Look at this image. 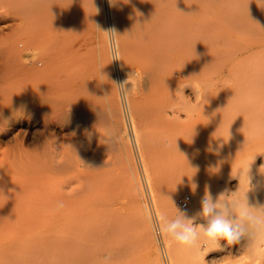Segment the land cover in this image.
I'll use <instances>...</instances> for the list:
<instances>
[{
    "label": "rangeland",
    "instance_id": "1",
    "mask_svg": "<svg viewBox=\"0 0 264 264\" xmlns=\"http://www.w3.org/2000/svg\"><path fill=\"white\" fill-rule=\"evenodd\" d=\"M47 1H49V3ZM51 1L53 2V0H43V3L40 0L38 1L43 5L44 3H48L49 5L47 8V4L45 6H43L42 4L41 5L45 8V11H50L53 13V24L51 23L52 20H50L52 18V14L50 12H48L49 14L47 12H43L44 15H41V24L43 20L46 21H44V24H42L41 26L42 33L45 32V34H42L43 43L40 42L35 44L33 42H29L30 40L28 41V32L32 29L27 28L34 27L32 25L34 23L33 20H28V24L26 22L22 23L25 25H29L28 27H26L25 25H22L23 27L21 28L20 26H17L19 28L16 29H20L18 34V30H15L16 24L18 25V23L20 22L17 12H8L9 8L7 10L6 7L1 6L0 31L2 32H0V39L8 37V35L12 32H17L16 34H18L19 38L21 37L22 41L24 42L20 43L21 46L19 45L20 48L22 47L21 50H24L27 45H30L29 43H31V45L33 44V48L38 50L39 54L30 46L31 48L27 47L25 51H21L22 56L24 55L26 57H22L23 60L25 59L22 62L26 61L25 63H23V65L29 64L30 66H28L29 70L26 69L27 67L25 68L26 65L24 66V70H27L26 72L35 73L39 71L38 73H40L43 67L44 70L45 67L50 64L51 60L48 61L47 59L49 58L54 60L55 58V63L53 62V64L51 61L52 64L49 65V69L47 67V71L49 72V74L46 71L44 72L45 74L41 72V75L38 76L39 78L33 84L34 87L35 85H37L36 87L39 88L38 90L41 89L45 91L46 88V91H48L49 93L52 92V97H55L57 94V96L55 97L56 99H64L63 101L62 99H57L65 103L63 107L64 113L63 117L61 118V125L59 123V125L52 127L53 130L51 129V131L53 133L55 132V136L52 134V132H50V134L52 135V138L53 136L56 137L57 141L59 138V143L61 141L64 145V148H69L72 142L82 141L81 143L82 145H84L83 149L86 151L87 156L91 161V165L93 166L90 172L94 174L95 171V173L98 175L96 177L94 176L95 174H91L90 177L92 179L93 176L94 180L92 179V183L88 181L89 183H91L90 185L92 188V194L90 193L91 195L88 198V201H90V203H88L89 205H87L86 210L79 213L78 215L61 214L63 217H61L60 214L57 215L53 213V211L47 212V210H45V213L41 212L39 214V211H36L37 208H33V204L36 205V203L33 201V199L36 198L35 195L24 197L22 199V202L15 197L12 198L8 191L15 189L18 186L19 182L17 178H14L13 176L11 177V180L10 178L9 180L7 178L8 181H5L0 190V205H5V209L0 212V264H153V262H155V264H254L252 262V258L254 257L250 255L248 248V245L250 244L248 241H250V239L247 240L246 237L242 238L238 244L229 247L226 246L227 242L221 239L219 243L221 244L223 250H210L209 248H202V254H192L189 251L183 250L167 235H162L158 232H155L154 226L156 225V223L158 224L162 221L163 216H167L169 219L174 218L177 215L176 208L179 211L185 213L188 210L192 209L195 206L194 204L198 200L197 193L200 191L203 192V196L205 195L206 191H210L214 198H218L221 193L231 195V193L235 192V198H239L241 202H243L244 195L247 192L246 196L250 206L264 205V165L262 161L264 158L263 5L261 6L259 4V7L257 5L259 3L258 1L257 3L251 2L250 6L245 5L246 9L243 8L245 7L243 6L242 8L240 7L242 10L239 7H235V10L234 6L231 5L230 0H211V3L204 7L197 6L195 11H198L197 13H199V15H196V12L195 14L193 13V7H189L190 5H188L187 3V1L189 0H186V2L182 0V4L181 0H176V4L178 7L176 6V4L172 5V3H170L173 1L175 3V0H170L169 4L173 7L169 6V8L165 9L167 10L165 12L167 14V20L165 19L167 22L161 20L160 24L164 23L162 25V29H167L166 33L167 31L169 33V35L168 33L166 35V33L164 32L166 35V41L163 40L165 42L162 43L164 45L166 43L165 46L169 47L171 50L169 52L168 48V50L166 51L165 47V53L163 57L165 55L166 57L171 56L167 59H171L172 62L170 61L169 63L172 64L170 67L167 66L170 64H164L163 68L165 67L164 69H166V67H169L170 69L167 68L166 71L168 70V73L171 72L169 74H176L175 79H172L174 78L173 75L172 77L168 76L169 74L167 72H164V70L162 69V74L161 71H159V75L158 70L160 69H155L152 62V64L150 63V65L151 67L153 66L154 72L156 73L154 74L152 68L149 67L150 65L148 63L150 62V59L145 58L148 57V54L143 53V51L145 50V48H150L152 46L151 42H154V38L151 34L152 28H148L149 25L147 24L148 22H145L146 20L142 21L144 20L141 18L142 16L138 17L140 16V11L138 10L137 6L134 5L135 3L132 0L131 3H125L123 0V5L121 7L122 9L120 10L121 22H118L117 17L119 16V14H116L115 8L110 5L109 0H81L82 3L85 2L84 6H82V3H78L80 0H77L76 2L78 3V5L82 4L79 5V8L81 7L82 10H79L77 5L76 6L78 10L74 9V12L77 11L78 13L73 14V19L77 20L78 18V20L76 21L78 23L74 24L73 30L76 31H74L71 38L78 41L76 42L73 41V39H70V43L73 41L72 43L76 44L77 46L73 44L71 46V44L68 45L65 43V45L76 47L73 48V51H70L71 48L69 47L65 49L73 52L74 54H76L78 51H81L83 54L80 52L79 54H81V56L77 54L76 57V55L72 53L70 54L68 51L70 55L67 54L68 57H66L65 60H60L62 63L60 61H56V59L59 58V54L57 53L61 52V50L59 49H63V47L66 46L62 45L63 43L59 44L57 43V41H55L58 34L57 30L55 31L57 34L53 32V35L51 32V29H58L57 22H54L57 20V17L56 19L54 18V16H57V5L54 4L56 0L53 2V4H51ZM177 2H180V4ZM185 3L187 5H185ZM252 3L253 5H255L254 7L258 6V9H262L257 10V8H253ZM54 5L56 6L54 7ZM50 6L52 7L49 8ZM85 6H88L89 9H85ZM247 6L250 7V9L247 8ZM48 8L50 10H46ZM96 9L99 10V13L96 11ZM244 9L247 11H245ZM113 11H115V14L113 13ZM240 11L243 13H241ZM7 13L13 14H11L10 16ZM5 14L6 17H4ZM45 15L49 17V23L47 22L48 18L45 17ZM76 15L78 17H76ZM85 16L88 17L85 18ZM135 16L137 17V21L135 20ZM9 18L10 21L8 20ZM207 18H210L211 21H209ZM13 21H17L16 24H14ZM131 22L135 23L133 24ZM143 22L147 24L149 35L151 36L150 38L148 37L149 35L146 36L148 32L144 33L147 28L143 24ZM4 23H6V25ZM46 23L48 24L46 25ZM77 24L79 25L76 26ZM160 24L159 27L161 26ZM166 24L168 25L167 27ZM54 25L57 28H54ZM142 25L145 27H141ZM10 26H13V28H11ZM51 26L53 28H51ZM97 26L101 30H109L113 27L115 29L117 28V33H119L118 35H120V37H118V41L120 43L119 50L121 55L119 60H112L109 52V44H104V42L108 43L107 35L105 33H103V35L102 32L98 30ZM47 28L51 29L45 30ZM142 28H144V30ZM94 29L96 31H94ZM140 30L141 32L143 31V33H141ZM124 33H126L127 35ZM142 35L145 36L144 39ZM47 36H49L48 38L53 40L56 47L54 43H51L50 40L47 39ZM82 36H84V38ZM74 37H78V39ZM134 37H138L139 40L137 38L136 40H134ZM162 37L164 39V34ZM24 39L29 42L28 43L26 41L27 45ZM159 39L160 37L157 40ZM82 40L83 42H81ZM46 41L47 43H51V45L54 47L53 50L51 48L52 46L50 45L49 48V45L47 43L46 44L48 48L43 47L46 45ZM162 43L160 42L158 44H161L162 46ZM79 44L81 45V47ZM126 44L127 46H129L128 48ZM78 46L81 49L78 48ZM161 46L160 48H158V54L160 56L163 54H160L161 50L163 49V47ZM57 47H59V49ZM77 48V51L74 50ZM27 49H30V52H28ZM46 49L47 51H50L51 49V51H53L52 54L50 53L51 51L47 52ZM54 50L56 51L55 53L57 54V56L54 53ZM141 50L143 51L141 52ZM34 52H36L37 55H47L48 57L45 56L46 58H44L38 56L39 59L37 60V57H35L37 55H35ZM62 53L63 51L61 52V54ZM123 53L126 55H124ZM139 53L141 56L139 55ZM105 56L107 58H105ZM73 57L76 59H74ZM40 58H43L44 61L43 59L42 61H39ZM72 58L74 60H72ZM32 59H35L33 61L36 67H31L33 65ZM83 59L86 65L82 64L83 61L81 63L80 60ZM138 60L140 62H138ZM141 60H144L143 62L145 63L141 62ZM178 60L180 61L178 62L179 65L177 64ZM182 60H184L182 62L183 66L180 64ZM45 61H47V64H45ZM41 62H44L43 64L45 65H43ZM167 62L168 60L166 61L165 59L164 63ZM200 62H202V64H208V68L206 67V65L205 67L207 69L204 68L203 64V69H201V66L199 65ZM76 63L78 65L80 64L79 70L86 71L82 72L83 76H85L84 73L87 72L89 76L93 73L92 76H98L96 78L100 79V82L98 79L95 80V76H90V78L87 74L86 76L88 78H86L85 76V79H83V77H76V79H74V76H78V74L81 73V71L79 72L77 68H74L77 71L73 69L74 64ZM37 64H39V66ZM61 64L62 66H60ZM52 65H54V67ZM78 65H76V67H78ZM51 66L53 68L52 70L50 68ZM65 66H70L72 70L70 69V71L68 67L67 69L70 72L74 71L77 74H74L73 76L74 72H72V75H70L69 77V75L67 74L69 71H66L67 69H65ZM84 66H86V68ZM132 66L135 68H133ZM83 67L85 69H83ZM61 68H64L65 74L63 76L58 73V75H60V77H58V75H56V72L63 71V69ZM91 70L92 72L90 73ZM127 71H129L130 73H127ZM52 72H55V77L52 75ZM148 73H150L151 76ZM50 74L53 76V78H48ZM128 74L129 76H127ZM156 74H158L159 76ZM145 75L149 76L150 78L146 76V79ZM62 76L65 77L64 81L67 80L66 82L61 80ZM71 76H73V80L71 79ZM157 76L158 78H160V81L165 77V81L166 79L168 80V82L166 81L167 83H171V80L172 82L177 80L178 81L174 82L175 84L171 83L170 86H168V84L165 83L164 79V83H162V81L160 82L159 80L158 83ZM160 76L163 77L161 78ZM176 77L178 78L176 79ZM43 78L45 79L44 81H48V84H45L44 81H42ZM58 78L61 79L59 80ZM78 79H81L82 81L85 80L84 82H86L87 84L83 83L82 81H76ZM138 79L139 81H136ZM40 80L44 84L40 82ZM90 80L91 82H89ZM92 80L94 83H92ZM49 81L51 82V85L49 84ZM68 81H71V84L67 83ZM72 81H74L77 86H74ZM125 81L128 82L126 84V87L130 89L129 95L131 97L128 96L126 99H123L119 93L117 85L124 83ZM153 81L159 84L158 89H156L157 84L155 85V82ZM53 82H55L56 85L59 84L61 87L59 85L54 86L55 83L53 85ZM136 82H138V84ZM97 83L99 86H97ZM63 84L65 85V89ZM79 84H83V87L80 88L81 86ZM84 84L88 86L90 92H88V89L83 91L86 88L84 87ZM152 84H154L155 86ZM38 85H42V87ZM43 85L45 86L43 87ZM47 85H49V88H51L49 89ZM67 85L70 87L72 86V89H69ZM161 85L165 86V89ZM166 85L168 86V90L166 89ZM159 86L162 87V89H160ZM18 87H11L12 89H10L11 91L13 89L14 91H18ZM32 87H23L21 90L20 86L18 94L16 93V91L15 93H13L14 91H12V98L9 95L7 96L8 100L10 98L9 101L3 99V101L7 102L3 103L2 101V104L4 105L1 104V107L4 112H1L5 113L7 115V118L9 117L8 115L13 118V120L11 117V119H7L3 114V117L6 121H8V124H14L16 120L15 117H22L23 111H25L26 109V106H24V109H22L23 105L26 104L23 99L25 96L23 98H20L19 96L20 99L18 98V100L20 101H18L17 99L14 100V98L18 97L19 94L24 95L25 92H27L26 94H28L31 89H35L34 87ZM74 87H77L80 90L83 89L81 90L82 94H80L79 92L80 95L85 96V92H87L86 94H90L88 95L89 97L94 96L95 98L93 97V99H89L86 95V103L84 102L85 104L82 105L83 103L81 102L84 101V99H82L84 97L82 96L81 98H79L77 94L78 89ZM98 87H100L101 92ZM37 88L35 90H37ZM54 88H56L58 91ZM60 88H63V90H66L67 88V90L69 89L68 91H72H70V94L67 93L68 91L61 92ZM93 88L95 89V91L93 90ZM155 89L161 91H156ZM55 90L56 92H54ZM162 90L168 91L167 95L163 91L166 96L163 94ZM82 91L84 92V94ZM106 92L109 94L113 92L114 94L112 93L109 96ZM65 93L69 94L67 95L69 99L65 97ZM97 95L98 99L96 98ZM160 95H164L162 96V99ZM165 98H168L173 102L168 101L167 99L165 100ZM72 99H74L73 101L78 100L76 106H74L73 101H70ZM21 101H23L24 103ZM90 101L92 102L90 103ZM10 102H13V104ZM18 102H20L21 104H16ZM87 102L89 104H87ZM95 102L98 103V106H96L97 103L95 105ZM161 102L168 107L162 105ZM10 104L13 107H10L9 109L8 107L11 106ZM17 105H22V107L19 106L18 108ZM77 105H81L83 108L86 105V109L84 110H87V112H89L91 109L93 110L94 106H96V108L94 107L93 113L90 111L91 113L89 115L84 110H82L83 112L79 111V106ZM87 105H90V109H87L89 108ZM154 105L156 106L154 107ZM158 105L159 107H157ZM20 107L22 109V112L20 111ZM82 107L81 109H83ZM5 108H8V112H6ZM73 108L76 110H74ZM162 108L164 111H162ZM86 114H88L89 116ZM165 115L167 118L164 117ZM136 123H138V125ZM25 130L26 127L24 122L23 124L18 123L15 125L16 134H24ZM4 147H7V145H5ZM252 154L258 155L257 164H254L250 161V157ZM0 156H2L1 150ZM227 160H230L232 166L237 168L235 169V172L237 174L233 176L232 180H230L231 189L229 191L222 190L216 192L214 184L216 172L214 168L216 166L224 165L222 163ZM97 164L99 167L97 166ZM247 173L250 177V189ZM12 178L14 180H12ZM63 178V176H57V178L53 180L52 186H49L48 183V187H43L42 191L46 193L47 191L53 190L54 187H57V183L59 184L61 182L60 179ZM193 185H195V188ZM171 191L175 192L173 195V206L168 209H163L164 196H166ZM185 194H190L192 200L187 207H182L179 203V198ZM139 195H141L140 197H142L144 202L141 203L143 204V208H145V216L143 218H145V223H148L149 229L152 234V252L156 255L155 260L151 259V262L149 261L150 258H148L150 254L149 249L147 248L144 238L142 237L143 235L140 229V223H138L139 221L137 222L140 214H142L138 211L137 208L138 203L136 198ZM6 204L8 209H6ZM33 209L37 213L34 212ZM57 216L60 217V220H62L61 218H63L64 220L60 221L59 217ZM85 220L87 223L84 222ZM195 223L204 224L206 223V220L203 217H197ZM100 225H103L102 227L103 229L105 228V231L111 229L109 231L111 232L113 229L112 232L115 231V233H118L119 230L121 232L119 231V234H117L118 236H115L114 234L112 235L111 232V234L108 235L110 237H106L105 239H103L102 229L99 228ZM116 226L119 229L116 228ZM93 227L94 231L92 230ZM93 232L95 234H93ZM259 243L261 244V248L263 247L262 249H264V242ZM108 248H111L112 251L110 250L109 252ZM262 252H264V250H262ZM99 254L101 258H99ZM262 264H264V253Z\"/></svg>",
    "mask_w": 264,
    "mask_h": 264
},
{
    "label": "bare ground",
    "instance_id": "2",
    "mask_svg": "<svg viewBox=\"0 0 264 264\" xmlns=\"http://www.w3.org/2000/svg\"><path fill=\"white\" fill-rule=\"evenodd\" d=\"M39 0H0V6L1 7H6L7 8V10H8V8H9V11L8 12H10V11H15V13L17 12V14H18V19H19V23H18V25L16 24V22L15 21H13L14 22V24H16V27H15V30H18V34H19V30L20 29H16V28H19V27H17V26H20V28L21 27H23L22 25H25V24H22V23H24V22H26L27 24H28V20H33V28H27V29H32V30H30L29 32H28V41L29 42H33V43H35V44H37V43H43V41H42V34H45V32L44 33H42V24H44V21L45 20H43V22H42V24H41V20L42 19H40V18H42L41 17V15L43 14V12H47V11H45L44 9V7L43 6H45L46 4V8L48 7V3H49V1H47L48 3H44V5L42 4L43 3V0H40L41 2L39 3L38 2ZM55 0H53V2H54ZM56 1H57V3H56ZM55 1V3L54 4H56V5H54V7L56 6L57 7V12H56V14H57V16H54V18L56 19V17H57V20L56 21H54V22H57V27H58V29H59V32H58V29H51V28H53L52 26H51V28H47V29H45V30H50L51 29V32H52V34H53V32H55L56 30H57V38H56V40L55 41H57V43H59V44H61V43H63L62 45H65V43L66 44H68V45H70L71 44V46H72V42L73 41H76V40H74L73 38H71V36L73 35V33H74V31H76V30H73V28H74V24H76V23H78V22H76L77 20H78V18H77V20L76 19H73V14H76V13H78L77 11L76 12H74V9H77V6H78V9L79 10H82L81 9V7L79 8V5H82V6H84V3H82L81 2V0L78 2V3H82V4H79L78 5V3L76 2L77 0H56ZM83 1H85V0H83ZM135 4L134 5H136L137 6V8H138V10L140 11V16H138V17H141L142 19H144V20H142V21H145V22H148L147 24L149 25L148 26V28H152V32H151V34H152V37L154 38V42H151V44H152V46L150 47V48H148V49H146L145 48V52L143 51V50H141V52L143 51V53H146V54H148V57H145V58H149L150 59V62L148 63L149 65H150V63L152 62L154 65V67H155V69H160V70H158V74H159V71H161V69L162 70H164V72H167L168 73V70L166 71V69L167 68H169L170 66H171V64L169 63L170 61H171V59L169 60V59H167V58H169V57H171V56H168V57H166V55L163 57V55H164V50H165V47H166V51L168 50V48L169 47H167V46H165L166 45V43H165V45L162 43V42H165L166 41V39H165V36L167 35V33H168V31H167V33H166V30H163L162 29V25L164 24H160V21L162 20V21H166L167 20V17H166V11L167 10H165L166 8H169V6H171L170 4H169V2H170V0H132ZM178 1V0H177ZM184 2H186V0H183ZM182 0H181V4H182V2H183ZM231 1V5L232 6H234V9L236 10V8H242L243 6H245V5H249L250 6V4H251V2H255V3H257V1L258 0H256V1H250V0H230ZM52 2V1H51ZM53 2L51 3V4H53ZM75 2H76V4H75ZM88 2V1H87ZM86 2V3H87ZM170 3H172V5L174 4H176V0H175V3H174V1L173 2H170ZM177 3H179L180 4V2H177ZM187 3H188V5H190L189 7H193V13L195 14V9H196V7L198 6H206V5H208V4H210L211 3V0H189V1H187ZM254 3V4H255ZM43 6H42V5ZM221 4H223V3H221ZM77 5V6H76ZM122 5H123V0H115L114 1V8H115V11H116V14H119V16L117 17V20H118V22H121V18H120V10L122 9L121 7H122ZM185 5H187L186 3H185ZM252 5H253V3H252ZM259 7H260V5H259V3L257 4ZM256 5V6H257ZM168 6V7H167ZM176 6H177V4H176ZM255 5H253V8H257V10H260V9H262L263 7H264V5L262 6V8H260V9H258V6L257 7H254ZM52 6H50L49 8H51ZM53 7V8H54ZM74 7H76V8H74ZM92 7V6H91ZM171 7H173V6H171ZM170 7V8H171ZM178 7V6H177ZM187 7V6H186ZM236 7V8H235ZM6 8H4V9H6ZM46 9V10H50V9ZM86 8H88L89 9V7L87 6H85V9ZM240 8V9H241ZM243 8H245L246 9V6L245 7H243ZM247 8H249L250 9V7H248L247 6ZM1 9V8H0ZM55 9V8H54ZM77 9V10H78ZM198 9V8H197ZM240 9H238V10H240ZM244 9V10H245ZM264 9V8H263ZM3 10V9H2ZM56 10V9H55ZM113 10V9H112ZM237 10V11H238ZM242 10V9H241ZM243 10V11H244ZM256 10V9H255ZM254 10V11H255ZM92 11V10H91ZM115 11H113V13L115 12ZM126 11V10H125ZM245 11H247V10H245ZM244 11V12H245ZM7 12V11H6ZM48 12H50V11H48ZM47 12V13H48ZM80 12V11H79ZM89 12V11H88ZM101 12V11H100ZM112 12V11H111ZM198 12V11H197ZM196 12V15L198 14L199 15V13H197ZM241 12V11H240ZM1 13H2V11H1ZM5 13V12H4ZM51 14H52V18L50 19V20H52L51 21V23L53 22V13L52 12H50ZM81 13V12H80ZM83 13V12H82ZM98 13H99V11H98ZM241 13H243V12H241ZM7 14H9V13H7ZM11 14H13V13H11ZM11 14H9L10 16H11ZM49 14V13H48ZM47 14V15H48ZM50 14V15H51ZM115 14V13H114ZM201 14V13H200ZM233 14V13H232ZM256 14H258V13H256ZM261 14V13H260ZM44 15V14H43ZM42 15V16H43ZM47 15H45V17H47ZM49 15V16H50ZM202 15V14H201ZM4 16V15H3ZM17 16V15H16ZM97 16V15H96ZM203 16H204V14H203ZM4 17H6V14H5V16ZM76 17H78L77 15H76ZM86 17H88V16H85V18ZM91 17V16H90ZM136 17V16H135ZM232 17V16H231ZM236 17H239V16H236ZM244 17V16H243ZM242 17V18H243ZM47 18H48V20H47ZM46 18V20H47V22L49 23L50 21H49V17H47ZM168 18H169V15H168ZM241 18V17H240ZM54 19V20H55ZM113 19V18H112ZM164 19V20H163ZM166 19V20H165ZM208 19V18H207ZM239 19V18H238ZM9 21H10V18L8 19ZM7 20V21H8ZM84 20V19H83ZM87 20V19H86ZM136 21H137V17H136V19H135ZM209 21H211L210 20V18L208 19ZM4 21V20H3ZM128 21V20H127ZM141 21V20H140ZM141 21V22H142ZM235 21V20H234ZM6 22V21H5ZM46 22V21H45ZM97 22V21H96ZM116 22V21H115ZM145 22H143V24L146 26V28H147V24H145ZM167 22V21H166ZM48 23H46V25L48 24ZM82 23V22H81ZM131 23H135V22H131ZM5 25H6V23H4ZM4 24H3V26H4ZM8 24V23H7ZM13 24V25H14ZM19 24H21V25H19ZM29 24H30V22H29ZM53 24V23H52ZM95 24V23H94ZM120 24V23H119ZM159 24L161 25L160 27H159ZM2 25V24H1ZM32 25H30V26H32ZM45 25V26H46ZM79 24H77L76 26H78ZM132 25V24H131ZM9 26V25H8ZM26 27H28L29 25H25ZM25 26H24V28H25ZM49 26V25H48ZM91 26H92V24H91ZM94 26V25H93ZM145 26H141V27H145ZM165 26V25H164ZM163 26V27H164ZM168 25L166 24V27H167ZM2 27V26H1ZM11 27V26H10ZM44 27V26H43ZM55 25H54V28H57ZM122 27V26H121ZM5 28H6V26H5ZM9 28V27H8ZM11 28H13V26L11 27ZM45 28V27H44ZM94 28V27H93ZM146 28H145V30H146ZM147 28V30L146 31H144V33L145 32H148V34H146V36H148L149 35V29ZM10 29V28H9ZM87 29V28H86ZM117 29V28H116ZM143 30H144V28H142ZM169 29V28H168ZM2 30H3V28H2ZM8 30V29H7ZM14 30V29H13ZM53 30V31H52ZM82 30V29H81ZM133 30V29H132ZM5 31V30H4ZM23 31V30H22ZM25 31V30H24ZM32 31V32H31ZM44 31V30H43ZM89 31V30H88ZM87 31V32H88ZM94 31H96L95 29H94ZM171 31H173V30H171ZM0 32H2V31H0ZM11 32H12V30H11ZM31 32V33H30ZM78 32V31H77ZM76 32V33H77ZM85 32H86V30H85ZM84 32V33H85ZM140 32H141V30H140ZM166 33V35H165V33ZM4 33V32H3ZM10 33V32H9ZM13 33V34H12ZM12 33H10L9 35L8 34H6V35H8V37H4V38H2V39H0V150H1V153H2V156H0V170H1V172H0V190H1V187H2V185L5 183V181H8L9 180V178H10V180H11V177L13 176L14 178H17V180H18V182H19V184H18V186L15 188V189H13V190H9L8 192H9V194L11 195V197L13 198V197H15L16 199H18V200H20L21 202L23 201L22 199L24 198V197H28L29 195H35L36 196V198L35 199H33V201L36 203V205L35 204H33V208L34 207H36L37 209H36V211L40 214L41 212H43V213H45L46 211L45 210H47V212L48 211H53V213H55V214H74V215H78L79 213H81V212H84L85 210H86V207H87V205H89L88 203H90V201H88V198L90 197V195L92 194L91 193V190H92V188H91V181H92V179L94 180V178H93V176H92V179H91V174L92 175H94V176H96L97 177V175L98 174H96L95 173V171H94V174L92 173V172H90L91 171V169L93 168V166L91 165V161H90V159H89V157L87 156V153H86V151L83 149L84 147V145H82V141H80V142H72L71 144H70V146H69V148H64L63 146V143L60 141V143H59V138H58V141H57V138L56 137H54L55 135V132L53 133L52 131H51V129H52V127L53 126H56V125H59V123H60V125H61V118L63 117V113H64V111H63V107H64V105H65V103H63L62 101L64 100L63 98H61L62 99V101H59V100H61V99H59V98H57V99H59V100H57L55 97L57 96V94H56V96L55 97H52V95L51 94H53L52 92L51 93H49L48 91H46V88H45V91L44 90H38L39 88H37L36 86L37 85H35V87H34V83L37 81V79L39 78L38 76H40L41 75V72L42 73H44L45 71L46 72H48L47 71V67H48V69H49V65L50 64H52L53 62L55 63V58H54V60H52V59H47L48 61H52V63H51V61H50V64H48V66L47 67H45V69L43 70V68H42V71H40V73H38L39 71H37V72H26L27 70H29L28 69V66H29V64L28 65H23V63H25V62H22V61H24L23 59H22V57L24 56H22V53H21V51H25L26 50V48L27 47H34V45L32 44L31 45V43H29L27 40H25V43H26V41L30 44V45H27V43H26V45H27V47H25V49H24V47H23V49L24 50H21L22 49V47L20 48L19 47V45H20V43L21 42H23L22 41V39H21V37L19 38V35L18 34H16L17 32H12ZM15 33V34H14ZM30 33V34H29ZM46 33H47V31H46ZM79 33V32H78ZM91 33V32H90ZM121 33V32H120ZM141 33H143V31L141 32ZM55 34V35H56ZM103 34V33H102ZM119 34V33H118ZM124 34H126V33H124ZM123 34V35H124ZM163 34H164V39H163ZM18 35V36H17ZM22 35V34H21ZM26 35V34H25ZM49 35V34H48ZM54 35V34H53ZM77 35V34H76ZM79 35V34H78ZM81 35V34H80ZM84 35V34H83ZM104 35V34H103ZM127 35V34H126ZM135 35V34H134ZM139 35V34H138ZM162 35V36H161ZM168 35H169V33H168ZM2 36V35H1ZM4 36H5V34H4ZM27 36V35H26ZM46 36V35H45ZM143 36V35H142ZM142 36H141V38H142ZM49 36H47V39H49L50 40V42L51 43H54L53 42V40H51L50 38H48ZM55 37V36H54ZM83 38H84V36H82ZM144 37L145 36H143V39H144ZM149 38L151 37L150 35L148 36ZM160 37V39H161V41H160V39L159 40H157L158 38ZM27 38V37H26ZM46 38V37H45ZM74 38H77L78 39V37H74ZM101 38V37H100ZM135 38V37H134ZM137 39H138V37H136ZM136 38L134 39V40H136ZM140 38V39H141ZM167 38V37H166ZM70 39L72 40L73 39V41L70 43ZM86 39V38H85ZM96 39V38H95ZM121 39V38H120ZM147 39V38H146ZM79 40H81V39H79ZM91 40V39H90ZM101 40V39H100ZM126 40V39H125ZM139 40V39H138ZM151 40H152V38H151ZM150 40V41H151ZM163 40H165V41H163ZM45 41V40H44ZM78 41V40H77ZM76 41V42H77ZM105 41V40H104ZM132 41V40H131ZM141 41V40H140ZM168 41V40H167ZM49 42V41H48ZM47 43V41L45 42V44L47 43L48 45H49V48H50V45H51V43ZM76 42H74V43H76ZM81 42H83V40L81 41ZM89 42V41H88ZM101 42V41H100ZM162 43L163 45H164V47H163V45L161 46V44L159 45L158 43ZM24 43V42H23ZM22 43V44H23ZM84 43H86V42H84ZM123 43V42H122ZM126 43V42H125ZM44 44V45H45ZM47 44L45 45V46H43V47H46V48H48V46H47ZM58 44V45H59ZM81 44V43H80ZM79 44V45H80ZM104 44H108V43H105L104 42ZM120 44V43H119ZM132 44V43H131ZM135 44V43H134ZM147 44H148V42H147ZM158 44V45H157ZM170 44V43H169ZM26 45H24V46H26ZM54 45H55V43H54ZM61 45V46H62ZM68 45H65L66 47H63V49H59V47H61V46H59V47H57L59 50H61V52L63 51V53L61 54V52L60 53H57V54H59L58 55V57L59 58H57L56 59V61H60V60H62L63 61V59L65 60L66 59V57H68L67 56V54L68 55H70L71 53L72 54H74L73 52H70V51H73V48H76V47H71V46H68ZM73 45H76V44H73ZM92 45V44H91ZM129 45V44H128ZM21 46V45H20ZM52 46V45H51ZM77 46V45H76ZM88 46V45H87ZM126 46H127V44H126ZM134 46V45H133ZM159 46V47H158ZM160 46L161 47H163V52H162V50H161V52H160V54H162L161 56L158 54L159 53V49L158 48H160ZM30 47V48H31ZM55 47H56V45H55ZM67 47H69V48H71L70 49V51L69 50H67V49H65V48H67ZM80 47H81V45H80ZM79 46H78V48H80ZM120 47V46H119ZM123 47H125V46H123ZM129 46H127V48H128ZM131 47V46H130ZM142 47V46H141ZM173 47V46H172ZM52 48V50L54 49V47L52 46L51 47ZM78 48L77 49H74V50H78ZM94 48V47H93ZM126 48V49H127ZM144 48V47H143ZM174 48H175V46H174ZM33 49H35V48H33ZM32 49V50H33ZM56 49V48H55ZM57 49V50H58ZM81 49V48H80ZM91 49V48H90ZM179 49H180V47H179ZM28 50V49H27ZM36 50V49H35ZM49 50V49H48ZM89 50V49H88ZM132 50H134V49H132ZM170 48H169V52H170ZM46 51H47V49H46ZM50 51H51V49H50ZM50 51H47V52H50ZM68 51H69V53H68ZM87 51V50H86ZM85 51V52H86ZM123 51V50H122ZM131 51V50H130ZM158 51V52H157ZM173 51V50H172ZM27 52V51H26ZM28 52H30V49L28 50ZM33 52V51H32ZM36 52L39 54V52H38V50H36ZM36 52H34L35 53V55H37V53ZM52 52L53 51H51L50 53L52 54ZM56 51L54 50V53H55ZM81 51H78L76 54H74V55H76V57H77V54H79ZM140 52V53H141ZM178 52V51H177ZM33 53V54H34ZM41 53V52H40ZM49 53V54H50ZM82 53V52H81ZM134 53V52H133ZM137 53V52H136ZM135 53V54H136ZM140 53H139V55H140ZM142 53V54H143ZM182 53V52H181ZM28 54V53H27ZM30 54H32V53H30ZM56 54V53H55ZM54 54V55H55ZM57 54H56V56H57ZM60 54H61V56H60ZM83 54V53H82ZM124 54V53H123ZM134 54V55H135ZM145 54V55H146ZM169 54V53H168ZM171 54H172V52H171ZM73 55V56H74ZM80 56H81V54H79ZM124 55H126V54H124ZM127 55H128V52H127ZM144 55V54H143ZM174 55V54H173ZM28 56V55H27ZM32 56H34V55H32ZM38 56L40 57L41 55H37V56H35V57H37V60L39 59L38 58ZM45 56H47V55H45ZM45 56H41V57H44V58H46ZM72 56V55H71ZM70 56V57H71ZM79 56V57H80ZM83 56V55H82ZM121 56V55H120ZM123 56V55H122ZM141 56V55H140ZM48 57V56H47ZM61 57V58H60ZM24 58H26L25 56H24ZM33 58V57H32ZM74 58V57H73ZM72 58V60H74V59H76V58H74L73 59ZM105 58H107L106 56H105ZM123 58V57H122ZM121 58V59H122ZM177 58V57H176ZM43 59V58H42ZM42 59L40 58V60L39 61H42ZM140 59V58H139ZM143 59H144V56H143ZM149 59H146V60H149ZM165 59H166V61L168 60V62L167 63H164L165 62ZM178 59H180V58H178ZM33 60H35V59H32V61ZM46 60V59H45ZM69 60H70V58H69ZM109 60V59H108ZM119 60V59H118ZM123 60V59H122ZM145 60V61H146ZM43 61H44V59H43ZM81 61V63H82V61H83V63L82 64H84V65H86V63H84V59L83 60H80ZM86 61V60H85ZM104 61H105V59H104ZM112 61V60H111ZM110 61V62H111ZM125 61H126V59H125ZM144 60H141V62H143ZM184 60H182L181 61V65L183 66V64H182V62H183ZM186 61V60H185ZM198 61V60H197ZM196 61V62H197ZM61 62V61H60ZM67 62H68V58H67ZM71 62V61H70ZM89 62V61H88ZM135 62V61H134ZM133 62V63H134ZM138 62H140L139 60H138ZM172 62V61H171ZM178 62H180L179 60L177 61V64L179 65V63ZM42 64L44 63V62H41ZM49 63V62H48ZM53 63V64H54ZM62 63V62H61ZM124 63V62H123ZM126 63V62H125ZM136 63H137V61H136ZM135 63V64H136ZM143 63H145V62H143ZM147 63V62H146ZM151 63V64H152ZM175 63H176V61H175ZM41 64V65H42ZM45 64H47V61H45ZM45 64H43V65H45ZM68 64V63H67ZM81 64V65H82ZM127 64V63H126ZM132 64V63H131ZM134 64V65H135ZM167 65V64H170V65H167V66H169V67H166V69H164L163 68V65ZM184 64H185V62H184ZM202 64V62H200L199 63V65L201 66H199L201 69H203V67L204 68H208V64L206 65V63H203L204 64V66H203V64ZM38 66H39V64H37ZM66 65V64H65ZM76 65H78L77 63L76 64H74V67H73V69L74 68H77V70L80 72L81 71V73L80 74H82V75H80V74H78V76L76 75V76H74V74H77L76 72H74V71H72V72H74L73 73V76H74V79H76V77L77 78H82L83 77V79H85V76H86V74L88 73H84L85 74V76H83V71L82 70H79V65H78V67H76ZM92 65H94V64H92ZM128 65V64H127ZM133 65V64H132ZM180 65V66H181ZM205 65H206V67H205ZM24 66H25V68L27 69V70H24L25 68H24ZM36 67V65H34V61H33V65L31 66V67ZM53 67H54V65H52ZM52 66L50 67L51 68V70L53 69L52 68ZM60 66H62V64L60 65ZM72 66V65H71ZM120 66H121V64H120ZM137 66H141V65H137ZM136 66V67H137ZM145 66V65H144ZM153 66L151 67V65L149 66V67H151L152 68V70H153V72H154V68H153ZM185 66V65H184ZM203 66V67H202ZM30 67V66H29ZM64 67V66H63ZM66 67V66H65ZM68 67V69L70 70H72V68H70V66H67ZM67 67L65 68V69H67ZM82 67V66H81ZM85 68H86V66H84ZM83 67V69H85ZM92 67V66H91ZM97 67V66H96ZM125 67V66H124ZM130 67V66H129ZM133 67V66H132ZM173 67V66H172ZM39 68V67H38ZM60 68V67H59ZM105 68V67H104ZM133 68H135V67H133ZM150 68V69H151ZM174 68V67H173ZM172 68V69H173ZM182 68H184V67H182ZM206 68V69H207ZM56 69V68H55ZM58 69V68H57ZM61 69H63V71H61V72H56V75H58V73H60V75H63L64 76V74H65V72H64V68H61ZM66 70L67 72L69 71V70ZM96 69H98V68H96ZM95 69V70H96ZM100 69V68H99ZM126 69V68H125ZM145 69V68H144ZM170 69V68H169ZM200 69V70H201ZM35 70V69H34ZM34 70H32V71H34ZM41 70V69H40ZM51 70H50V72H51ZM70 70V71H71ZM74 70H76V69H74ZM76 70V71H77ZM104 70V69H103ZM110 70V69H109ZM118 70V69H117ZM30 71H31V69H30ZM68 72L67 74L69 75V77H70V75H72L71 73L72 72ZM88 71V70H87ZM99 71V70H98ZM105 71V70H104ZM148 71H149V68H148ZM151 71V70H150ZM156 71V70H155ZM172 71V70H171ZM54 72V73H55ZM63 72V73H62ZM84 72H86V71H84ZM92 72V70L90 71V73ZM113 72V71H112ZM123 72V71H122ZM145 72V71H144ZM146 72H147V70H146ZM145 72V73H146ZM163 72V73H164ZM200 72V71H199ZM53 73V72H52ZM52 74L53 76L55 75V74ZM62 73V74H61ZM70 73V74H69ZM99 73V72H98ZM106 73V72H105ZM127 73H130L129 71H127ZM151 73V72H150ZM150 73H148L150 76H151V74ZM156 72H154V74H155ZM169 73H171V72H169ZM168 73V74H169ZM45 74V73H44ZM43 74V75H44ZM48 74H49V72H48ZM97 74V73H96ZM107 74V73H106ZM158 74H156V75H158ZM161 74H162V71H161ZM165 74V73H164ZM163 74V75H164ZM51 74H50V76L48 77V78H53V76H52ZM60 75H58V77H60ZM88 75V74H87ZM92 75H93V73H92ZM91 74H90V76H92ZM98 75V74H97ZM136 75V74H135ZM160 75V74H159ZM158 75V76H159ZM172 75H173V77L174 78H172V79H175V73H173V74H169L168 76H171L172 77ZM61 77L60 79L62 80V81H64L65 79V77ZM73 76H71V79L73 80ZM81 76V77H80ZM89 75H88V77H90ZM95 76V75H94ZM94 76H92V77H94ZM104 76V75H103ZM111 76V75H110ZM109 76V77H110ZM127 76H129V74L127 75ZM126 76V77H127ZM132 76V75H131ZM146 76L147 75H145V78H146ZM158 76H157V78H158ZM178 76V75H177ZM45 77V76H44ZM55 77V76H54ZM87 76H86V78H88ZM96 77H98V76H95L94 78H95V80L96 79H98V78H96ZM105 77V76H104ZM148 78H150L149 76H147ZM161 77V76H160ZM163 77V76H162ZM161 77V78H162ZM41 78V77H40ZM56 78H57V76H56ZM91 78V77H90ZM99 78H100V74H99ZM137 78V77H136ZM156 78V79H157ZM165 78V77H164ZM164 78H162V83H164L163 82V79ZM167 78V77H166ZM178 77H176V79H177ZM59 79V78H58ZM57 79V80H58ZM59 79V80H60ZM66 79H67V77H66ZM70 79V80H71ZM107 79V78H106ZM112 79V78H111ZM147 79V78H146ZM160 78H158L157 79V82H158V80H159ZM181 79V78H180ZM45 79L43 78L42 79V81H44ZM50 80V79H49ZM53 80V79H52ZM51 80V81H52ZM54 80H55V78H54ZM53 80V81H54ZM80 80V81H79ZM88 80V79H87ZM99 80V82H100V79H98ZM109 80V79H108ZM142 80V79H141ZM145 80V79H144ZM150 80V79H149ZM169 80H170V78H169ZM41 80H40V82H42ZM47 81V80H46ZM46 81H44V83L46 84H48V81L46 82ZM67 81V80H66ZM66 81H64V82H66ZM76 81H78V82H81L82 80L81 79H78V80H76ZM85 81V80H84ZM84 81H82L83 83H85V84H87L86 82H84ZM101 81H103V80H101ZM105 81V80H104ZM136 81H139V79L138 80H136ZM160 81V80H159ZM160 81V82H161ZM164 81H165V79H164ZM166 81L168 82V80L166 79ZM165 81V83L166 84H168V86H170V84L171 83H174V82H177V81H173L172 82V80L170 81L171 83H167ZM39 82V81H38ZM73 82V84H74V86H77L76 85V83H74V81H72ZM88 82V81H87ZM89 82H91V80L89 81ZM98 82V83H99ZM135 82V81H134ZM145 82H147V81H145ZM149 82V81H148ZM153 82H155V81H153ZM157 82H155V85L157 84ZM43 83V82H42ZM41 83V84H42ZM43 83V84H44ZM54 83L55 82H53V85H54ZM67 83H69V84H71V81H68ZM92 83H94L93 82V80H92ZM96 83V82H95ZM98 83H97V86H99L98 85ZM102 83V82H101ZM137 84H138V82H136ZM159 83V82H158ZM179 83V82H178ZM182 83V82H181ZM49 84L51 85V82L49 81ZM65 84V83H64ZM63 84V85H64ZM84 84V85H85ZM100 84V83H99ZM103 84V83H102ZM107 84H108V82H107ZM137 84H136V86H137ZM144 84V83H143ZM161 84V83H160ZM175 84V83H174ZM32 85H33V87L36 89L37 88V90H30V92L28 93V94H26L27 92H25L24 93V95L23 94H19L18 95V97H16V98H14V100L15 99H17L18 100V98H19V96H20V98L22 97H24L23 99H24V101H25V103L26 104H24L23 105V108L22 109H24V106H26L25 108V111H23V116L22 117H15V122H14V124L16 123V124H18V123H20V124H23V122L25 123V127H26V130H25V133L24 134H16L15 132V125L14 124H8L7 122L8 121H6L5 120V118L3 117V114H4V116L6 117L7 115L5 114V113H2L1 111H3L2 110V107H1V104H2V101H3V99L4 100H7V101H9L10 100V98H9V100L7 99V96L9 95L11 98H12V94L13 93H15V91H14V89L12 90V91H14L13 93H11L12 91H11V87H13V88H15V87H18V91L21 89L22 90V88L24 87V88H30V86L32 87ZM57 85H59V84H57ZM56 85V83H55V85L54 86H57ZM62 85V84H61ZM80 85V84H79ZM78 85V86H79ZM83 85V84H82ZM82 85H80L79 87L80 88H82L83 86ZM145 85V84H144ZM152 85H154V84H152ZM154 85V86H155ZM158 85L159 84H157L156 85V89H158ZM162 85H165V84H162ZM161 85V86H162ZM182 85V84H181ZM20 86H21V88H20ZM28 86V87H27ZM38 86H41L42 87V85H38ZM45 85H43V87H44ZM60 86V85H59ZM68 86V85H67ZM91 86V85H90ZM94 86V85H93ZM97 86H96V89H97ZM106 86V85H105ZM134 86V85H133ZM135 86V87H136ZM141 86V85H140ZM151 86V85H150ZM153 86V87H154ZM168 86L166 85V89L168 88ZM178 86V85H177ZM183 86H184V84H183ZM32 87V88H33ZM47 87L49 88V85H47ZM53 87V86H52ZM61 87V86H60ZM69 87V89H72V86L70 87V86H68ZM84 87H86L84 90L83 89H81V90H83V91H85L86 89H88V86H84ZM95 87V86H94ZM100 87H102V86H100ZM100 87H98L99 88V90H100ZM143 87V86H142ZM160 87V86H159ZM163 88L165 87V86H162ZM162 87H160V89H162ZM182 87V86H181ZM11 88V89H10ZM20 88V89H19ZM51 88V87H50ZM49 88V89H50ZM74 88H77V87H74ZM134 88V87H133ZM170 88V87H169ZM54 89H56V88H54ZM61 89V88H60ZM59 89V90H60ZM64 89H65V85H64ZM68 89V90H69ZM78 89V88H77ZM76 89V90H77ZM116 89V88H115ZM144 89V88H143ZM142 89V90H143ZM152 89H154V88H152ZM151 89V90H152ZM155 89V90H156ZM165 89V88H164ZM53 90V89H52ZM51 90V91H52ZM57 90V89H56ZM56 90L54 91V92H56ZM63 88L61 89V92H66V91H68L67 90V88H66V90H63ZM80 89H78L77 91V94H78V97L79 98H81L83 95H80V94H82L81 93V90L79 91ZM92 90V89H91ZM93 90L95 91V89L93 88ZM98 90V91H99ZM106 90V89H105ZM135 90V89H134ZM154 90V91H155ZM168 90V89H167ZM171 90V89H170ZM18 91H16V93L18 94ZM28 91V90H27ZM50 91V90H49ZM58 91V90H57ZM70 91H72V90H70ZM70 91H68L67 93H69L70 94ZM82 91V92H83ZM94 91H93V93H94ZM107 91V90H106ZM115 91V90H114ZM113 91V92H114ZM144 91H146V90H144ZM143 91V92H144ZM153 91V92H154ZM156 91H161V90H156ZM164 90H162V92H163ZM79 92H80V94H79ZM88 92H90V90L88 89ZM100 92H101V90H100ZM112 92V93H113ZM116 92V91H115ZM165 93H166V95H167V93H168V91H164ZM163 92V94L165 95V93ZM180 92V91H179ZM9 93H11V94H9ZM20 93H22V92H20ZM60 93V92H59ZM87 92H85V96L87 95V97L89 98V99H93V97L94 96H88V95H90V94H86ZM107 93V92H106ZM112 93H107V95H111ZM117 93V92H116ZM149 93V92H148ZM159 93V92H158ZM170 93H171V91H170ZM26 94V95H25ZM66 94V93H65ZM69 94H66V96L65 97H67V95H69ZM83 94H84V92H83ZM114 94V93H113ZM142 94V93H141ZM160 94V93H159ZM72 95H74V94H72ZM91 95H92V93H91ZM94 95V94H93ZM149 95V94H148ZM147 95V96H148ZM156 95V94H155ZM158 95V94H157ZM164 95H162V96H164ZM165 95V96H166ZM17 96V95H16ZM85 96H83L84 98H82V99H84V101H82L81 103H83L82 105H84L86 102H85ZM101 96H103V95H101ZM100 96V97H101ZM104 96H105V94H104ZM133 96V95H132ZM141 96V95H140ZM144 96V95H143ZM146 96V95H145ZM153 96V95H152ZM151 96V97H152ZM161 96V95H160ZM161 96V99L163 98ZM59 97V96H58ZM99 97V98H100ZM129 97H131L130 95H129ZM158 97V96H157ZM171 97V96H170ZM177 97V96H176ZM183 97V96H182ZM19 98V99H20ZM68 98V97H67ZM95 98V97H94ZM97 99H98V95H97V97H96ZM133 98H135V97H133ZM141 98V97H140ZM169 98V97H168ZM168 98H165V100L167 99L168 101H172V100H169ZM181 98V97H180ZM23 99H21V100H23ZM69 99V98H68ZM144 99V98H143ZM159 99V98H158ZM184 99V98H183ZM12 100V99H11ZM74 99H72V100H70V101H73ZM152 100V99H151ZM156 100V99H155ZM174 100V99H173ZM7 101H3V103H6ZM18 101H20V100H18ZM78 100H76V101H73L74 102V106H76V103H78L77 102ZM81 101V100H80ZM93 101H95V100H93ZM112 101V100H111ZM157 101V100H156ZM162 101V100H161ZM163 101H164V99H163ZM162 101V102H163ZM167 101V102H168ZM16 102V101H15ZM21 102H23V101H21ZM65 102V101H64ZM85 102V103H84ZM92 101H90V103H91ZM97 102H99V101H97ZM97 102H95V105H96V103ZM114 102V101H113ZM161 102V103H162ZM173 102V101H172ZM10 103H12L13 104V102H10ZM20 102H18V103H16V104H19ZM24 103V102H23ZM67 103H68V101H67ZM80 103V102H79ZM132 103H134V102H132ZM137 103V102H136ZM135 103V104H136ZM175 103H177V102H175ZM15 104V103H14ZM15 104V105H16ZM21 104V103H20ZM87 104H89L88 102H87ZM2 105H4V104H2ZM6 105V104H5ZM9 105V104H8ZM11 105V104H10ZM101 105H103V104H101ZM108 105V104H107ZM132 105V104H131ZM161 105V104H160ZM162 105H165V104H163L162 103ZM18 106V108H19V106H21L22 107V105H17ZM68 106V105H67ZM77 106H79V105H77ZM88 107L90 106V105H87ZM92 106V105H91ZM96 106H98V103H97V105ZM96 106H94L95 108H96ZM156 105H154V107H155ZM165 106H167V105H165ZM164 106V107H165ZM6 107H8V106H6ZM10 107H13L12 105L11 106H9L8 108L10 109ZM21 107H20V111L22 110L21 109ZM81 105L79 106V108H78V110L79 111H82V110H84V109H86L85 107H86V105H85V107L83 108V109H81ZM93 107V106H92ZM91 107V108H92ZM94 107H93V110L91 109L90 111L93 113V111H94ZM153 107V108H154ZM157 107H159V105L157 106ZM163 107V108H164ZM168 107V106H167ZM181 107V106H180ZM8 108L6 109V112H8L7 110H8ZM69 108V107H68ZM74 108H76V107H74ZM73 108V109H74ZM161 108V107H160ZM163 108H162V111H164L163 110ZM87 109H90V107L89 108H87ZM132 109V108H131ZM159 109V108H158ZM165 109V108H164ZM18 110V109H17ZM74 110H76V109H74ZM73 110V111H74ZM96 110V109H95ZM154 110V109H153ZM160 110V109H159ZM158 110V111H159ZM19 111V112H20ZM85 111V110H84ZM87 112V110L85 111V112H87L89 115H90V113L91 112ZM97 111V110H96ZM113 111H114V109H113ZM133 111V110H132ZM138 111V110H137ZM155 111V110H154ZM4 112V111H3ZM10 112V111H9ZM22 112V111H21ZM68 112V111H67ZM83 112V111H82ZM121 112V111H120ZM129 112H130V110H129ZM156 112H157V110H156ZM155 112V113H156ZM95 113H97V112H95ZM102 113V112H101ZM110 113V112H109ZM159 113V112H158ZM161 113H163V112H161ZM167 113V112H166ZM20 114V113H19ZM22 114V113H21ZM88 114H86V115H88ZM122 114V113H121ZM120 114V115H121ZM139 114V113H138ZM145 114V113H144ZM150 114V113H149ZM168 114V113H167ZM85 115V116H86ZM88 115V116H89ZM92 115V114H91ZM104 115V114H103ZM140 115H142V114H140ZM152 115V114H151ZM155 115H157V114H155ZM163 115V114H162ZM9 117V119H11L12 117L10 116V115H8ZM136 116H137V114H136ZM11 117V118H10ZM108 117V116H107ZM141 117H143V116H141ZM153 117V116H152ZM161 117V116H160ZM164 117H166V115L164 116ZM169 117V116H168ZM7 118V117H6ZM7 118V119H8ZM104 118V117H103ZM137 118V117H136ZM167 118V117H166ZM98 119V118H97ZM107 119V118H106ZM173 119V118H172ZM176 119H178V118H176ZM12 120H13V118H12ZM88 120V119H87ZM174 120V119H173ZM85 121H86V119H85ZM132 121V120H131ZM10 122V121H9ZM13 122V121H12ZM88 122V121H87ZM103 122V121H102ZM110 123V122H109ZM107 124V123H106ZM137 125H138V123H136ZM212 128V127H211ZM137 129V128H136ZM53 130V129H52ZM56 130H58V129H56ZM122 131V130H121ZM50 132H52V134L54 135L53 136V138H52V135L50 134ZM57 135V134H56ZM58 137V136H57ZM82 139H83V137H82ZM121 139V138H120ZM174 141V140H173ZM175 143V142H174ZM142 144V143H141ZM5 145H7V147H4ZM138 145V144H137ZM144 145V144H143ZM175 145V144H174ZM141 147H143V146H141ZM152 147V146H151ZM156 147V146H155ZM174 147V146H173ZM127 148V147H126ZM176 151V150H175ZM251 159H250V161L252 162V163H254V164H257L258 163V155L257 154H252L251 155V157H250ZM263 165H264V158H263ZM101 163V162H100ZM106 163V162H105ZM94 164V163H93ZM222 164H224V165H220V166H216L215 168H214V170H215V172H216V176H215V179H214V184H215V189H216V192H219V191H222V190H227V191H229L230 189H231V187H230V180H232V178H233V176H235L237 173L235 172V169H237L236 167H233L232 166V163L230 162V160H227V161H225L224 163H222ZM100 165V164H99ZM97 166H98V164H97ZM102 166V165H101ZM95 167H96V165H95ZM99 167V166H98ZM101 173V172H100ZM99 173V174H100ZM57 176H63L64 178L63 179H60L61 180V182L58 184L57 183V187L55 188L54 187V189H55V191H54V189L53 190H51V191H47L46 193H44L43 191H42V188L43 187H48V183H49V186L51 185L52 186V182H53V180L55 179V178H57ZM147 177V176H146ZM7 178H8V180H7ZM148 178V177H147ZM12 180H14L13 178H12ZM16 180V179H15ZM63 180V181H62ZM91 182V183H89V182ZM90 186H89V185ZM240 186V185H239ZM53 188V187H52ZM49 192V193H48ZM91 193V194H90ZM174 191H171V192H169L166 196H164V199H163V209H168V208H171L172 206H173V200H174ZM140 194V193H139ZM197 195H198V200H197V202L194 204L195 206L192 208V209H190V210H188L187 212H186V214H187V216L188 217H193V216H195L198 212H200V210H201V200H202V198L204 197L203 196V192L202 191H200V192H198L197 193ZM141 195H139V196H137V203H138V211L139 212H141L142 214H140V216H139V219L137 220V222L138 223H140V229H141V231H142V237L144 238V241H145V243H146V246H147V248L149 249V252H150V254H149V257L148 258H150L149 259V261L151 262V259H154L155 260V258H156V255L152 252L153 251V249H152V234H151V231H150V229H149V225H148V223H145L146 221H145V218H143L144 216H145V214H144V209L145 208H143V204H141V203H144L143 202V199H142V197H140ZM60 202H62L63 203V208H60L59 210H57V205H58V203H60ZM9 207V206H8ZM5 209V205H0V212L1 211H3ZM6 209H8L7 208V204H6ZM35 209V208H34ZM33 209V210H34ZM44 209V210H43ZM43 210V211H42ZM35 210H34V212H36ZM36 212V213H37ZM70 216V215H69ZM68 216V217H69ZM72 216V215H71ZM57 217H59V216H57ZM61 217H63L62 215H61ZM90 217V216H89ZM88 217V218H89ZM96 217H97V215H96ZM62 220H64L63 218H61ZM98 219V218H97ZM100 219V218H99ZM59 220H60V217H59ZM58 220V221H59ZM62 220H60V221H62ZM91 220V219H90ZM94 220V219H93ZM56 221H57V219H56ZM55 221V222H56ZM67 221V220H66ZM82 221V220H81ZM98 221V220H97ZM73 222V221H72ZM78 222V221H77ZM84 222H86V220L84 221ZM83 222V223H84ZM88 222H89V220H88ZM57 223V222H56ZM63 223V222H62ZM87 223V222H86ZM101 224V223H100ZM116 224H117V222H116ZM115 224V225H116ZM103 225H100L99 226V228H101L102 229V237H103V239H105L106 237H110V236H108L109 234H111V232L113 231V229H112V231L111 232H109L110 230H106L105 231V228L103 229V227H102ZM86 227V226H85ZM97 227V226H96ZM87 228V227H86ZM98 228V229H99ZM116 228H118L117 226H116ZM115 228V229H116ZM97 229V230H98ZM119 229V228H118ZM92 230L94 231V227L92 228ZM100 230V229H99ZM98 230V231H99ZM91 231V230H90ZM118 231V230H117ZM120 231V230H119ZM119 231H118V233H115V231L114 232H112V235L114 234L115 236L117 235V234H119ZM86 232V231H85ZM84 232V233H85ZM96 232V231H95ZM121 232V231H120ZM99 233V232H98ZM124 233V232H123ZM93 234H95L94 232H93ZM101 234V233H100ZM98 235V234H97ZM118 236V235H117ZM111 237H113V236H111ZM87 239V238H86ZM247 240H248V238H246ZM80 240V239H79ZM95 241V240H94ZM99 241V240H98ZM172 241V240H171ZM74 242H76V241H74ZM120 242H121V240H120ZM249 243H250V241H248ZM99 243V242H98ZM101 243V242H100ZM104 243V242H103ZM172 243V242H171ZM249 243H247V244H249ZM107 244V243H106ZM109 244V243H108ZM114 244V243H113ZM174 244V243H173ZM101 245V244H100ZM99 245V246H100ZM117 245H118V243H117ZM124 245V244H123ZM144 245V244H143ZM104 246V245H103ZM113 246V245H112ZM114 247V246H113ZM256 247H257V251H256V254H255V256H253L254 258H252L253 260H252V262L254 263V264H262V259H263V253L264 252H262V250H264V249H262L261 248V244L260 243H258L257 245H256ZM97 248V247H96ZM115 248V247H114ZM117 248V247H116ZM95 249V248H94ZM100 249H101V247H100ZM109 249V252H110V250H111V248H108ZM108 249H106V250H108ZM119 249V248H118ZM112 251V250H111ZM119 251H121V250H119ZM97 252V251H96ZM102 252V251H101ZM247 252V251H246ZM94 253V252H93ZM99 253V252H98ZM98 253H97V255H98ZM171 253V252H170ZM198 253H200V254H202L201 253V251H199ZM91 254V253H90ZM96 254V253H95ZM94 254V255H95ZM101 254V253H100ZM100 254H99V256H100ZM93 256V255H92ZM103 256V255H102ZM107 256H108V254H107ZM87 257H88V255H87ZM90 257V256H89ZM95 257V256H94ZM99 258H101V256L99 257ZM95 260V259H94ZM96 260H98V259H96ZM100 260V259H99ZM255 260V261H254ZM93 261V260H92ZM81 262V261H80ZM95 262V261H94ZM83 263V262H82ZM248 263H250V262H248ZM152 264V263H151ZM153 264H155V262H153Z\"/></svg>",
    "mask_w": 264,
    "mask_h": 264
},
{
    "label": "clouds",
    "instance_id": "3",
    "mask_svg": "<svg viewBox=\"0 0 264 264\" xmlns=\"http://www.w3.org/2000/svg\"><path fill=\"white\" fill-rule=\"evenodd\" d=\"M131 3V0H124ZM260 5H264V0H258ZM114 6V0H109ZM98 12L99 10L96 9ZM98 30L105 33L108 38L109 52L112 60L120 59L119 41L117 30L113 27L109 30ZM125 81L117 85L119 93L123 99L129 96L130 89L126 87ZM249 172V171H248ZM250 189V177L247 173ZM195 188V185H193ZM247 193V192H246ZM246 193L243 202L235 198V192L231 195L221 193L218 198H214L210 191H206L201 200V210L196 216L188 217L185 212L179 211L177 215L169 219L162 217V221L154 226V231L162 235H167L176 242L183 250L196 254L205 248L210 250H223L219 241L225 240L226 246L238 244L242 238L250 239L248 245L250 255L255 256L259 242H264V205L250 206ZM63 208V203L57 205V210ZM197 217L206 220L204 224H196Z\"/></svg>",
    "mask_w": 264,
    "mask_h": 264
},
{
    "label": "built area",
    "instance_id": "4",
    "mask_svg": "<svg viewBox=\"0 0 264 264\" xmlns=\"http://www.w3.org/2000/svg\"><path fill=\"white\" fill-rule=\"evenodd\" d=\"M192 200V197L190 194H185L182 197L179 198V203L182 207H187ZM157 225V223H156Z\"/></svg>",
    "mask_w": 264,
    "mask_h": 264
}]
</instances>
